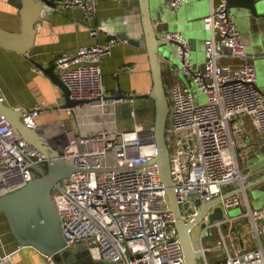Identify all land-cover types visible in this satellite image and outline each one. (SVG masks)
<instances>
[{
    "label": "built area",
    "instance_id": "1",
    "mask_svg": "<svg viewBox=\"0 0 264 264\" xmlns=\"http://www.w3.org/2000/svg\"><path fill=\"white\" fill-rule=\"evenodd\" d=\"M50 1L53 11L80 7L89 17L98 3ZM187 1L165 0V5L176 10ZM209 1L203 27L210 36L204 41L202 68L191 60V43L180 32L160 35V39L174 43L180 61V67L174 69L164 59L170 175L181 218L193 225L206 223L199 239L191 240L194 249L201 252L198 264H264V227L259 225L264 207L249 206L246 186L251 175L239 153L247 118L264 135V93L257 86L254 56L247 53L229 0ZM159 25V21L154 23L158 33ZM97 32V28L90 29L91 36ZM117 41L82 46L56 59L55 72L68 88L70 99L80 101L74 107H52L41 100L27 108H15L26 127L43 132L48 129L47 140L58 151V158L79 168L56 183L51 192L68 248L86 249L93 261L113 264H186L168 193L157 163L152 162L158 155L154 125L135 123L131 129H118L116 105L131 103L134 98L111 96L103 84L100 64ZM260 58L264 63V43ZM198 93L205 96V103L198 102ZM0 100L6 101L1 87ZM51 110L58 113L59 120L41 125L39 117ZM62 110L72 116L71 122L63 119ZM52 159L21 138L0 115V196L44 176ZM223 196L227 197L219 203L221 220L209 223L208 213L216 207L212 205L195 221L200 209L197 200L205 204ZM233 207L241 208L240 215H227ZM241 219H247L256 246L231 251L226 240L233 242L234 223ZM214 231L219 239L210 238ZM206 238L211 249L204 243ZM215 247L224 249L212 259ZM44 256L45 264H55L53 256ZM0 264H15L12 253L4 250L1 232Z\"/></svg>",
    "mask_w": 264,
    "mask_h": 264
},
{
    "label": "crops",
    "instance_id": "2",
    "mask_svg": "<svg viewBox=\"0 0 264 264\" xmlns=\"http://www.w3.org/2000/svg\"><path fill=\"white\" fill-rule=\"evenodd\" d=\"M257 4L259 13H264V0H257ZM52 7L51 3L44 6L35 24L34 43L27 53L19 54L0 48V87L8 105L27 108L44 100L52 107L57 105L64 107L62 90L39 70L38 63L44 67L55 66L56 59L63 53H74L79 47L104 44L114 38L118 41L100 64L103 84L108 94L115 96L123 93L136 99L137 96L150 92L152 80L147 50L129 41V39L139 41L144 36L139 0L121 2L98 0L96 11L90 17L80 7H70L62 11H53ZM209 8V0H189L176 10L169 9L165 5V0H150L152 18L164 21L160 20L158 15L162 17L167 15L169 21L176 22L175 27L171 25L170 30L184 34L190 41L192 49L198 47L197 51L202 52L203 43L210 36L202 23ZM232 12L241 37L246 42L247 53L254 56L256 83L264 93V63L260 58L264 43V18L254 16L244 8H234ZM0 27L9 31H19L21 28L18 9L7 0H0ZM93 28L98 30L95 36L90 34V29ZM123 36L128 39L124 41L121 38ZM198 60L203 61V56ZM229 64L233 65L234 62L230 61ZM62 116L64 120L72 121V116L67 111L62 110ZM55 120L59 119L58 113L54 110L44 113L38 119L41 125L46 126ZM49 134L48 129L44 131L46 138ZM240 139L239 153L243 157V167L249 171L251 180H255L264 174V170H260L264 166V135H260L253 122L247 118ZM255 190L258 193H255ZM246 192L252 209L264 207V181L246 189ZM238 209L241 211L240 207ZM240 213L238 211L237 215ZM246 220L241 219L234 223L233 242L226 240L231 251L241 246L246 248L256 246ZM259 225L264 227V216ZM0 232L4 250L12 253L15 264H45L43 254L33 247L17 244L2 217ZM213 234L215 239H219L217 231ZM243 234L246 236L242 239ZM262 242L264 247V239ZM222 249L224 247L215 248L216 255L212 259L220 256Z\"/></svg>",
    "mask_w": 264,
    "mask_h": 264
},
{
    "label": "water",
    "instance_id": "3",
    "mask_svg": "<svg viewBox=\"0 0 264 264\" xmlns=\"http://www.w3.org/2000/svg\"><path fill=\"white\" fill-rule=\"evenodd\" d=\"M8 3L18 9L21 21L19 31H9L0 27V48L13 51L19 54L27 53L32 47L36 34L35 24L39 20L44 6L50 5V0H7ZM141 12V25L143 38L139 41H129L134 45L145 48L149 57L151 72V90L148 94L139 95L138 98H150L153 101L154 113V140L158 146V155L152 162L157 163L159 175L166 187L168 197L175 216L174 226L177 230L179 241L182 245L186 264H198V258L201 252L194 249L190 238L189 229L193 222H185L181 218V208L177 201L174 182L170 175L169 148L166 140V125L169 115V101L165 87V78L163 66L160 59V51L167 43L160 39L158 32L154 28L156 19L152 18L150 10V0H139ZM228 7L244 8L254 16H262L259 13L257 0H229ZM260 14V15H259ZM162 27V21H159ZM122 39H128L123 36ZM173 43V42H172ZM169 54V53H168ZM170 66L174 67L170 63ZM54 65L44 67L38 63V68L45 73L50 80L57 85L64 94V107H74L80 101L72 100L69 97V90L58 74L54 70ZM107 98H111L108 96ZM116 98H130V96L120 93ZM0 115L6 119L17 134L40 149L48 157L53 159L47 163V170L44 176L37 177L28 182L23 187L0 196V217L6 223L9 233L19 246H30L43 255H51L55 264L60 261L64 263L71 259L70 264H106V261H93L86 249L75 251L67 247L66 239L62 232L60 215L55 207L51 197L52 188L59 181L67 178L71 173L79 168L58 158V151L51 147L44 132L35 131L26 127L21 121V112L17 108L10 106L6 101L0 100ZM142 166H123L121 168H136ZM264 170V166L260 168ZM264 181V174H261L255 180H251L246 189L254 187ZM258 193L257 191H254ZM227 196L218 197L213 201L201 204L197 200L200 209L195 221L198 222L205 214L207 209L216 205L208 213L209 223H214L223 218V209L219 203ZM201 223V227L205 226ZM218 249L219 247H215ZM209 252V251H206ZM66 262V263H67ZM113 264V263H111Z\"/></svg>",
    "mask_w": 264,
    "mask_h": 264
},
{
    "label": "rangeland",
    "instance_id": "4",
    "mask_svg": "<svg viewBox=\"0 0 264 264\" xmlns=\"http://www.w3.org/2000/svg\"><path fill=\"white\" fill-rule=\"evenodd\" d=\"M158 16H159L158 18L160 20H164V21H162L163 22L162 27L159 29L160 32L158 33V35L160 36L162 31L163 32H168V31L174 32V31L170 30V27H171V25H174V27H175L176 22L175 21H169L167 15L165 17H162L160 15H158ZM182 35L185 38H187L184 34H182ZM197 50H198V47L196 49H192L190 58H192L194 61H197L194 63H197L198 67L202 68L203 67V61H204V43H203V52L197 51ZM194 51H196V52H194ZM159 54H160V59H161L162 66H163V72H166V63H164V59H167L169 64L170 63L173 64L174 69H177L180 67V61L178 59V54H177V50H176L174 43H172V42L167 43V45H165L163 47V49H161ZM200 56L201 57L203 56V61L198 60V58ZM170 67H172V66H170ZM173 68H171L172 71H173ZM132 100H133V97H132ZM150 100L151 99L146 100L145 98H136L131 103L127 102L126 104L116 105V115L115 116H116L117 128L120 130H128V129L133 128L135 123L143 125L144 127H147L149 124H151L150 114L153 110V108H152L153 102ZM197 100L201 104L206 102L205 96L201 93H198ZM147 108L149 109V111L145 112V110ZM132 111H133V114L131 113ZM255 191H257V190H255ZM238 211L240 212L238 207L230 208L227 211V215L228 216H235V215H237ZM201 231H202L201 223H197V224L193 225L191 228V233H190L191 240H193V241L198 240L199 236L201 234ZM206 235H207V233H206ZM213 236L214 235H211L210 238H212ZM204 243L207 247L210 245V247L212 248V245L209 241V238L204 239ZM210 255L212 257H215L216 252H212ZM67 260H68V262L66 261L67 263L60 261L58 264H70L71 259L69 258ZM111 263L112 262L106 261V264H111Z\"/></svg>",
    "mask_w": 264,
    "mask_h": 264
},
{
    "label": "trees",
    "instance_id": "5",
    "mask_svg": "<svg viewBox=\"0 0 264 264\" xmlns=\"http://www.w3.org/2000/svg\"><path fill=\"white\" fill-rule=\"evenodd\" d=\"M153 102V101H152ZM153 110H152V112H151V114H150V120H151V124H153L154 123V113H155V108H154V104H153ZM147 111H149V109L147 108L146 110H145V112H147ZM46 169H47V167H45Z\"/></svg>",
    "mask_w": 264,
    "mask_h": 264
},
{
    "label": "flooded vegetation",
    "instance_id": "6",
    "mask_svg": "<svg viewBox=\"0 0 264 264\" xmlns=\"http://www.w3.org/2000/svg\"><path fill=\"white\" fill-rule=\"evenodd\" d=\"M82 249H80V248H78V249H76L75 251H81ZM84 250V249H83Z\"/></svg>",
    "mask_w": 264,
    "mask_h": 264
}]
</instances>
